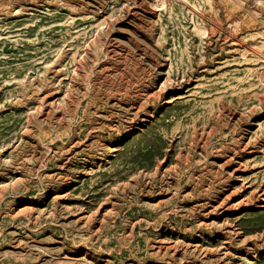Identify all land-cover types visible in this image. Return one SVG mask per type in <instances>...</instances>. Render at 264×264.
<instances>
[{
  "label": "rangeland",
  "instance_id": "1",
  "mask_svg": "<svg viewBox=\"0 0 264 264\" xmlns=\"http://www.w3.org/2000/svg\"><path fill=\"white\" fill-rule=\"evenodd\" d=\"M0 264H264V0H0Z\"/></svg>",
  "mask_w": 264,
  "mask_h": 264
},
{
  "label": "bare ground",
  "instance_id": "2",
  "mask_svg": "<svg viewBox=\"0 0 264 264\" xmlns=\"http://www.w3.org/2000/svg\"><path fill=\"white\" fill-rule=\"evenodd\" d=\"M228 34V33H227ZM226 35V34H225ZM228 36V35H227ZM228 38V37H227Z\"/></svg>",
  "mask_w": 264,
  "mask_h": 264
}]
</instances>
